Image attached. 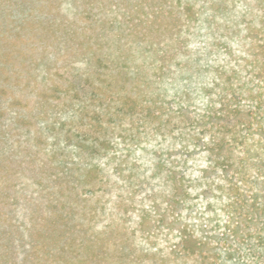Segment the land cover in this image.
<instances>
[{
	"label": "rangeland",
	"instance_id": "374dc122",
	"mask_svg": "<svg viewBox=\"0 0 264 264\" xmlns=\"http://www.w3.org/2000/svg\"><path fill=\"white\" fill-rule=\"evenodd\" d=\"M137 1L0 0V177L11 181L13 202L0 204L9 220L0 235L12 234L9 264L29 256L28 264H156L151 241L168 244L162 235L143 237L140 220L153 204L165 208L169 170L186 172L192 195L206 190L204 171L219 181L205 149L214 140L226 146L213 158L243 163L244 183L255 192L262 186L254 181L264 164V0H167L157 16L146 4L137 11ZM126 6L136 16L130 29L121 25ZM64 26L78 32L83 51L67 49L74 43H65ZM92 46L104 65L87 63ZM73 82L102 99L87 100L82 120L69 100ZM64 164L86 183H62ZM63 188L79 215L87 212L100 258L28 245L33 226L53 217L50 204L61 210L51 195ZM220 194L207 196L216 209ZM127 240L128 260L117 244Z\"/></svg>",
	"mask_w": 264,
	"mask_h": 264
},
{
	"label": "trees",
	"instance_id": "16d2710c",
	"mask_svg": "<svg viewBox=\"0 0 264 264\" xmlns=\"http://www.w3.org/2000/svg\"><path fill=\"white\" fill-rule=\"evenodd\" d=\"M162 2L167 4V0H138L137 11L144 10L146 4L152 12L155 10L160 15L161 13L165 14L166 11ZM128 4L130 3L127 2V6ZM127 6L121 25L130 29V27H136L135 25H129L131 22L135 24L134 18L136 16L135 13L127 9ZM183 9L189 13V18L190 14L192 15V7ZM172 11L170 10L169 14H172ZM153 14L155 13L153 12ZM155 16L157 15L155 14ZM159 17H155L156 21ZM179 19V17H176L175 22L177 24L180 22ZM64 30L68 36V38H65V43H74L73 46H69L67 49L75 53H78L79 48L83 51L84 48H81V45L76 44L74 40L78 36V32L70 29L69 26H64ZM89 49L93 52L90 53ZM83 54L87 63L93 62V65L95 64L94 66L97 67L104 65L101 54L93 46L89 47L86 53ZM162 63L160 64L162 65ZM127 66L128 64L124 62L123 68H127ZM72 85L74 86L71 89L74 90L68 93L72 95L69 100L74 103V106L70 105L69 107L73 106V114L82 120L84 112L89 107L87 100L98 99L102 101V99L98 98V94L93 91L90 98H88L84 96L87 94L84 86H76L74 82ZM130 107L131 110L135 108V106ZM57 113H54L56 120ZM59 123L62 129L65 123ZM55 130V128L52 129V131ZM66 138V142L69 144L74 141L73 135H67ZM225 146L226 143L214 140L210 148H205L208 149V153L211 155L212 159L210 161L214 165V171L220 174L219 181L216 179L211 181L212 179L207 176L208 171H204L202 179L208 182L206 190L198 195H192L189 186L191 183L186 180V172L180 173L176 170H169L166 176V184L171 188L172 193L163 202L165 208H162L161 204H153L142 216L139 232L143 234V237L149 240H158L159 236L162 235L168 244L166 248H155L158 241H151V248L157 250L160 256L156 264H169L171 261L177 262L182 258L193 257L200 259L202 264H264V164L260 170L262 175H259L254 181V183L262 186L257 192L252 191L244 183L246 176L243 174V163L242 166L232 163L230 157L224 159V163L213 158L222 155ZM0 170L2 171L1 168ZM74 177L75 174L72 173L68 164H64L60 181H65L62 183H67L69 187L71 185L70 179H74V183L79 181V185L86 183L82 175ZM1 179L2 177H0ZM79 185L74 187L78 188ZM213 186L221 191L218 198L221 200L220 206L222 208L216 209V205L212 202L216 199L212 200L207 197L215 189ZM10 190L11 181L2 179L0 182L1 205L11 206L13 203L9 200L8 192ZM66 190L68 188H63L59 193L60 196L51 195L54 201L61 205V210L54 211L57 206L55 203L50 204L48 208L53 211V217L49 218L50 220H44L43 224L33 226L31 242L28 245L32 249L44 248L45 252L55 251L60 255L85 253L92 255L94 258H100L101 256L97 251L102 248L101 245L98 241L88 238L87 235V212L81 214V216L79 215L76 207L78 202L73 201L72 198L70 199L69 193H72V191L67 193ZM201 197L202 199L207 197L204 208L200 207L199 204V198ZM78 215L79 217H77ZM38 219H40L39 216L36 220ZM8 222L6 214L0 210V226L3 224L4 227V224H8ZM8 230L4 228V231L1 232L3 235H0V264H9L13 255L11 252L12 234ZM117 244L122 245V258L130 259L132 254L128 250H131V243L127 240L117 242ZM166 251L169 252L168 256L165 254ZM31 261L30 256L25 260L26 264Z\"/></svg>",
	"mask_w": 264,
	"mask_h": 264
}]
</instances>
